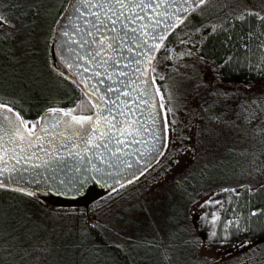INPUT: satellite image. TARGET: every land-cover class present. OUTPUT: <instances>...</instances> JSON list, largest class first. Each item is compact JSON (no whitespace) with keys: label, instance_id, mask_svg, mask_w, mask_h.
<instances>
[{"label":"snow or ice","instance_id":"obj_1","mask_svg":"<svg viewBox=\"0 0 264 264\" xmlns=\"http://www.w3.org/2000/svg\"><path fill=\"white\" fill-rule=\"evenodd\" d=\"M207 3L208 0H69V15L64 17L67 23L57 29L61 37L56 46L57 54L60 55L64 69L56 67V71L73 80L76 87L92 102L88 114L78 109L77 102L76 109L47 107L43 114L30 120L11 103L0 102V189L35 195L32 189L23 186V174L29 171L24 165L37 163L41 167H59L60 163H64L67 167L66 161L59 160L62 156L72 158L73 165L79 162L82 168L87 166L79 177L85 182L92 173L99 175L105 183L109 180L118 183L115 175L110 173L118 175L123 172L135 179L141 167L150 161L155 162V158L168 147V128L167 117L160 111L163 97L159 100L156 98L159 85H153L155 76L151 73L156 69L150 61L154 60L167 34L183 23L190 12L199 9L202 13L200 6ZM24 7L31 9L35 6L28 4ZM245 14L255 15L257 21H264L262 11L245 9L238 14V18L244 20ZM5 23L10 24L11 21L0 14V26ZM218 27L223 30L222 24L209 21L194 28V31L210 28L216 32ZM252 35L248 33L249 37ZM9 38L6 33L4 39ZM244 47L248 49L247 44ZM260 47L264 48V44ZM165 48L167 50L168 46L165 45ZM186 54L193 55L191 50ZM177 55L184 56L185 53ZM197 59L213 74L209 79H204L199 73L196 76L204 89L201 96L204 110L208 112L210 106H223L217 113L209 114L210 120L228 124L225 117L231 113L235 120L242 123L250 124L253 120L264 122V91L258 96L243 99L238 89L217 87L213 79L221 78V66L215 63L209 65L198 54ZM231 63V56L223 61L224 67ZM69 72L78 76L79 80H75ZM245 84V91L252 88V82L246 81ZM253 105L260 108L258 113ZM172 123L175 124V118ZM255 130L264 132L259 123ZM190 147V144L181 141L179 146L173 143L169 151L177 157L178 163L179 153L188 152ZM141 149L144 154H141ZM94 161H99V165ZM89 168L91 171H88ZM57 180L61 185L65 183L59 177ZM72 186L75 188V183ZM257 211L253 209L252 214ZM16 223L17 228H23L20 221ZM236 226L240 228L238 219ZM41 227L37 222L20 234H27L29 239L35 236L33 244L26 240L20 242L26 243L28 248L43 245L42 250H47V239L37 236ZM91 227L100 225L86 220L81 229L82 239L90 235L88 229ZM215 235V232L210 233V237ZM20 236L10 235V238L17 240ZM244 243L252 242L245 240ZM7 247L12 245L7 244Z\"/></svg>","mask_w":264,"mask_h":264},{"label":"rangeland","instance_id":"obj_2","mask_svg":"<svg viewBox=\"0 0 264 264\" xmlns=\"http://www.w3.org/2000/svg\"><path fill=\"white\" fill-rule=\"evenodd\" d=\"M2 2L5 7H9L11 0H0V9ZM27 2L37 9L35 11L38 21L35 28L39 30L42 42L33 39L29 41L32 45L24 50L20 44L29 37L28 29L20 33L16 32L13 25L0 27V36H3L4 32L11 34L9 39H0V81H9V92L10 86L13 88L15 83L14 78L19 80V75L24 74V71L19 68L18 71L10 73V66L3 64L6 48L10 51L11 58L24 56L26 60L33 61L35 53L30 49L34 44L39 45L36 48L41 49V57L35 63H39L37 68L41 70L40 64L45 55L44 42L48 40L55 18L61 10L60 0ZM202 9L200 14L203 16L219 11L223 14L222 18H226L228 15L238 16L245 9L264 12V0H208ZM0 14L4 12L0 11ZM5 16L10 19L8 14ZM17 35L19 37H16ZM177 54V50L161 53L156 62V72L160 84L166 83L171 96V114H174L175 118L173 143L179 146L182 141L191 147L188 152L179 153L178 163L177 157L169 150L166 154L163 153L161 161L153 166L160 167L157 170L153 168L151 173L136 181L135 188L142 193L140 197L133 191L129 198L121 199L105 209L110 233L128 252L141 255L142 261L136 264H264V247L255 248L259 241H251V244H245L242 248H226L237 241H234V236L228 231L232 218L224 219L226 205L232 200L233 193L239 191L236 185L253 188L264 184V132L255 130L258 123L264 128V122L253 120L250 124L242 123L235 120L231 113L225 117L229 121L228 124L210 120L209 114L217 113L223 106H210L208 112L204 110L201 102L204 89L199 85L196 76L199 73L204 79H209L213 74L193 52L188 60L181 61L182 64L165 81L167 66L174 64L181 57ZM208 62L209 65L212 64ZM39 74L42 78L45 76L43 71H39ZM245 82L246 80L241 79L228 81L222 77L213 79V84L217 87L225 90L238 89L243 94V99L258 96L264 91V79L250 81L252 88L247 91ZM19 91L16 89L15 92ZM0 92H4V87L0 86ZM253 109L257 113L260 111L256 105H253ZM233 120L235 123H232ZM191 174L193 179L203 180L206 188L211 186L221 190L208 191L194 206L187 204L184 199L185 190L197 198L195 190L182 184ZM178 180L180 181L177 183ZM25 197L21 199L24 204L22 213L26 221H32L28 228L37 222L43 226L37 236L47 239V250H42L43 245L32 248L22 246L19 252H13L19 248L13 247L12 250V247H7V244L13 246V243L19 240L33 244L36 237L29 239L27 234L19 235L20 239L17 240L2 241V252L6 255L11 253L12 264H23V261L28 264H109L99 263L91 256V241L81 238V229L85 222L77 216L78 211L52 207L34 197ZM0 200L2 204L7 203L2 197ZM9 210L8 205L0 206V214L8 213ZM213 216L216 217L215 220L212 219ZM224 220V225H221ZM193 221L198 242L196 249H193V242L189 237ZM239 231L242 234V231ZM212 232L216 235L210 237ZM249 235L251 236V232ZM261 248L263 252L261 255L258 251L261 256L259 258L249 253ZM4 263L0 258V264Z\"/></svg>","mask_w":264,"mask_h":264},{"label":"trees","instance_id":"obj_3","mask_svg":"<svg viewBox=\"0 0 264 264\" xmlns=\"http://www.w3.org/2000/svg\"><path fill=\"white\" fill-rule=\"evenodd\" d=\"M60 2L61 10L57 18H55L48 40L46 39L44 42L45 55L40 64L41 70L37 68L39 67V63L38 65L35 63V61L39 60L41 57V49L36 48L37 46L39 47V45L36 46L34 44L30 49L32 53H35L33 61L26 60L24 56L16 57L15 59L11 58L10 51L6 48L3 64H8L10 66V73L16 72L19 68H22L24 74L19 75V80L14 78L15 83L14 85L12 84L13 88L10 86L11 92H9V81H0V86L4 87V92H0V102L11 103L13 107L21 111L22 115H25L30 120H35L37 116L43 114L47 107L59 106L73 107L76 109L77 102H79L78 109H83L84 113H88V109L91 105L87 97L76 87L73 80H69L67 76L60 75L52 63L51 40L54 28L69 0H60ZM28 4L27 0H11L9 7H5L2 2V9H0L5 15L8 14L10 17L9 20L11 21L10 24H3V27L13 25L16 27V32L20 33H23L26 29L29 30L27 33L29 37H26V40H24L26 42L20 44V47L24 50H27L32 45L29 41L31 42L33 39L40 43L42 42L39 30L35 28L38 21L36 15L37 9L34 7L31 9L24 7V5ZM12 5H16V7H12ZM200 7L202 8L203 6ZM222 16L223 14L219 11L213 12L208 16H203L200 14L199 9L194 10L188 15L183 23L178 24L166 36L164 43L161 44L156 55L154 63L155 69L157 59L161 53H170L171 49H174L177 50L178 53L184 52L185 55L181 56L174 64L170 63V66H167L166 74L164 76L165 81L174 70L185 61V59H189V55L186 54L189 50H192V53L194 52L195 56L198 54L207 61L221 66V77L225 80L230 81L241 79L246 81H259L264 79V48L260 47L261 44H264V21H257L255 15L247 14H245L246 18L244 20H240L238 16L236 19H233V15H228L226 18H222ZM209 21L217 23L218 25L222 24L223 30L218 27L216 32H212L210 28H201L200 32L194 31V28H199L201 25H205ZM250 32L253 33L251 37L248 36V33ZM6 33L4 32L3 34L5 35ZM4 35L0 36V39L3 38ZM9 35L11 34L9 33ZM16 37L19 36L17 35ZM245 44L248 45V49H245ZM165 45L168 46L167 50ZM228 56L232 57V63L227 67H224L223 61ZM179 62L181 63L179 64ZM53 69L55 71H53ZM39 71L45 73L43 78L41 77V74H39ZM154 74L156 83L159 85L160 95L163 97V107L165 116L167 117L168 147H171L174 140L172 129H175V124L172 123L174 114L173 116L171 114L173 113L171 110V96L168 92L169 89L166 87V83L160 84L156 70ZM16 89H19L20 91L17 93L15 92ZM36 123L38 124L39 121H36ZM168 147H166L164 154L169 150ZM161 159L156 163L160 162ZM156 163L154 164L155 166ZM154 165L137 178L121 185L111 193L94 201L89 208L79 206L60 207L52 205L36 195L30 196L18 191H6L0 189L2 190L0 191V197L7 200L6 204H2L0 200V206H10L8 213L4 212L1 213L3 215H0L1 260L5 261L4 264H12L10 259L11 256L8 253L6 255L2 252L1 242L10 240V235L19 236L22 231H25V229H27L32 223V221H26L25 216L22 213L24 209L22 207L24 204L21 199L26 196L34 197L39 202L48 204L52 207L78 211L77 216L81 221L85 222L87 220L92 224H99L100 227L89 228L88 232L90 235L86 237L88 242L91 241V256H94V259L97 262H107L109 264H136L138 261L141 262V255L139 253L128 252L124 248V245H122V243L110 233V223H108V221L106 222L107 216L105 214V209L121 199L129 198V195L133 191L135 194H139L140 197L142 193L141 190L135 188L137 185L136 181L142 176L151 173L153 168L154 170H157L160 167V165L153 167ZM193 177L194 176L191 174L189 176L190 179L188 178L186 182L184 180L182 182L186 188L193 189L197 192V198H195L185 190L186 194L184 199L189 205L194 206L195 203L210 190H221L220 188H214L211 186L206 188L203 180H195ZM179 181L180 180H178L177 183ZM236 186L239 191L233 193L232 200L226 205L224 219L232 218L228 231H231V234L235 238L234 241L237 242L226 248H231L233 246L236 248H242L245 245V240L259 241L258 246L255 248L260 246L264 247V243H261L264 241V184L253 186V188L241 184ZM253 209L258 210L254 215L252 214ZM188 219H190V216ZM237 219L240 221L239 229L235 226ZM17 221H20L23 224V228H17ZM187 222L188 224L190 223L189 220H187ZM224 222L225 220L221 221V225H224ZM191 226L192 231L190 232L189 237L192 239L194 246L193 249H196L198 242L196 238L197 236L194 232V227H196V225L194 226V221ZM239 230L242 231V234L239 233ZM250 232L251 236L249 235ZM20 241L21 240L13 243L12 250L13 247L19 248V250H13V252H19L22 246L27 245ZM258 251L261 252L262 255L263 248ZM259 252L256 254V251L251 250L249 253H251L252 256L259 258L261 257ZM22 263L28 264L24 261Z\"/></svg>","mask_w":264,"mask_h":264},{"label":"water","instance_id":"obj_4","mask_svg":"<svg viewBox=\"0 0 264 264\" xmlns=\"http://www.w3.org/2000/svg\"><path fill=\"white\" fill-rule=\"evenodd\" d=\"M69 11L70 10H69V2H68L66 8L64 9L62 16L59 19L60 23L59 24L57 23L54 29V33L56 34L53 35L52 41H51V55H52L53 63L55 67H59L61 69H64V65L60 59V55L57 54L56 46L60 42V39H61L59 32H57V29L61 28L67 23L64 17L69 15ZM81 27H83V25ZM159 48L156 51V55L158 53ZM154 60L150 61L153 67H154ZM68 74L73 75L75 80L77 81L79 80V77L75 76L74 73L69 72ZM151 75L154 76V72H152ZM103 79L107 80L106 77H104ZM153 85L154 86L157 85L155 80L153 81ZM101 90L103 91L102 87H101ZM160 97H161L160 92L159 91L156 92L157 100H159ZM90 103L92 102L90 101ZM160 111L165 116L163 106L160 108ZM85 114H88V113H85ZM164 151H165V148L163 149V153ZM141 154H144L143 149H141ZM37 155H39V153H37ZM161 156L162 155H159L158 157H156L155 162ZM59 160L66 161L67 167H65L64 163H60L59 167H56V166L41 167L37 163L24 165V167L28 169L29 171L23 174L25 177L23 186L26 188L32 189L35 192L36 196H38L42 200L52 205L63 206V207H71V206L78 207L79 206V207L89 208V206L94 201L111 193L112 191L120 187L121 185L133 180L131 175H126L123 172H120V174L118 175H116L115 173H110L112 175H115V181H117L118 183L113 182L111 180L105 183V181L101 179L99 175L92 173V175L88 177L85 182V180L79 179V177H80L81 171H83L84 168H86L87 166H84V168H82L79 162H77L76 165H73L72 158H68V157L62 156L59 158ZM155 162L150 161L148 165L141 167L139 173L136 174L135 178H137L138 176L143 174L146 170H148ZM94 163H97L99 165V161H94ZM73 168L75 170H72V171L69 170ZM33 169L35 170V172L33 171ZM88 171H91V169L89 168ZM57 177L63 179L65 183L61 185L58 182ZM73 178H76V179L74 180ZM69 182L75 183L76 187L74 188L72 186V183H69Z\"/></svg>","mask_w":264,"mask_h":264},{"label":"flooded vegetation","instance_id":"obj_5","mask_svg":"<svg viewBox=\"0 0 264 264\" xmlns=\"http://www.w3.org/2000/svg\"><path fill=\"white\" fill-rule=\"evenodd\" d=\"M257 251H258V250H257ZM257 251H256V252H257Z\"/></svg>","mask_w":264,"mask_h":264}]
</instances>
